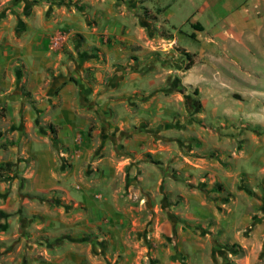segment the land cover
I'll use <instances>...</instances> for the list:
<instances>
[{
  "label": "crops",
  "instance_id": "0c3cea01",
  "mask_svg": "<svg viewBox=\"0 0 264 264\" xmlns=\"http://www.w3.org/2000/svg\"><path fill=\"white\" fill-rule=\"evenodd\" d=\"M103 13L98 24L64 13L58 20L69 38L56 51V22L45 24V14L37 28L32 16L20 28L12 16L0 20V164L13 169L0 181V264L134 258L123 233L116 238L114 202L120 182L134 192L148 180L147 152L162 151V120L172 114L161 110L157 53L191 54L182 82L211 87L214 102L229 86L225 71L245 82L264 70V0H109Z\"/></svg>",
  "mask_w": 264,
  "mask_h": 264
},
{
  "label": "rangeland",
  "instance_id": "374dc122",
  "mask_svg": "<svg viewBox=\"0 0 264 264\" xmlns=\"http://www.w3.org/2000/svg\"><path fill=\"white\" fill-rule=\"evenodd\" d=\"M108 8L109 0H0V20L12 16L20 28L32 16L37 28L45 14V24L56 22L53 32L69 35L58 20L64 13H85L98 24ZM155 59L165 65L161 110L172 115L162 120L160 155L146 154L151 166L143 170L148 180L135 187L140 196L120 182L122 194L115 198L116 238L122 242L123 233L124 250L134 257L129 264H264V70L249 71L245 82L225 71L229 86L214 102L211 87L183 84L180 73L189 62L181 51ZM245 87L250 95H243ZM93 234L103 254L106 240Z\"/></svg>",
  "mask_w": 264,
  "mask_h": 264
},
{
  "label": "trees",
  "instance_id": "16d2710c",
  "mask_svg": "<svg viewBox=\"0 0 264 264\" xmlns=\"http://www.w3.org/2000/svg\"><path fill=\"white\" fill-rule=\"evenodd\" d=\"M181 54L184 56V59L189 62L188 66L186 68L188 70L193 64L192 56H191V54H189L183 50L181 51ZM199 107L201 108V106H199ZM12 170L13 169H12L11 164H8V163L0 164V181H2L5 178H9Z\"/></svg>",
  "mask_w": 264,
  "mask_h": 264
},
{
  "label": "built area",
  "instance_id": "2783aa9c",
  "mask_svg": "<svg viewBox=\"0 0 264 264\" xmlns=\"http://www.w3.org/2000/svg\"><path fill=\"white\" fill-rule=\"evenodd\" d=\"M68 40V34L65 32L55 33L50 42V49L53 51L61 49Z\"/></svg>",
  "mask_w": 264,
  "mask_h": 264
}]
</instances>
